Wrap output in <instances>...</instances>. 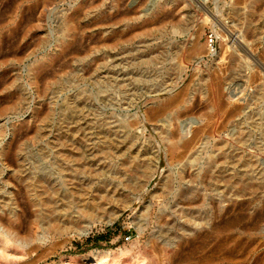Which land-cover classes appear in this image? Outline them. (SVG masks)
Instances as JSON below:
<instances>
[{"label":"rangeland","instance_id":"374dc122","mask_svg":"<svg viewBox=\"0 0 264 264\" xmlns=\"http://www.w3.org/2000/svg\"><path fill=\"white\" fill-rule=\"evenodd\" d=\"M263 210L264 0H0V264H264Z\"/></svg>","mask_w":264,"mask_h":264},{"label":"bare ground","instance_id":"6f19581e","mask_svg":"<svg viewBox=\"0 0 264 264\" xmlns=\"http://www.w3.org/2000/svg\"><path fill=\"white\" fill-rule=\"evenodd\" d=\"M190 53V52H189ZM215 96V95H214ZM241 111V110H240ZM234 113V112H233ZM219 119V118H218ZM185 135V134H184ZM194 139V138H193ZM193 139H190V140H188V141H185V142H183L181 145H180V149H182V150H184L185 152L187 151V150H189V149H191L192 148V145H193V143H192V140ZM176 149V147H173L172 148V150H175ZM250 161V160H249ZM251 162V161H250ZM250 162H248V164L250 163ZM253 163V162H252ZM252 163H250V164H252ZM247 164V161H246V163H245V166L246 165H248ZM253 165V164H252ZM141 169H143L142 171L143 172H149L148 170H149V167H148V165H143V167L141 168ZM212 170V169H211ZM227 171V170H226ZM37 187H39L38 185H36ZM166 186V185H165ZM250 189L251 190H258V186L257 185H252L251 187H250ZM254 192V191H253ZM42 194V192H40V193H38V192H35V196H37V200H41V198L42 197H40V196H42L41 195ZM254 199V198H253ZM255 202V201H254ZM252 200H250L249 201V204L250 205H252V203H254ZM68 205V204H67ZM70 205V204H69ZM72 205V204H71ZM83 208H84V205L82 206ZM68 208V207H67ZM57 209V208H56ZM55 210V209H54ZM62 210H64V209H62ZM66 210V209H65ZM90 210H91V208H90ZM61 211V210H60ZM56 212V211H55ZM82 212V211H81ZM93 212V211H92ZM91 212V213H92ZM96 212H97V210H96ZM89 214V213H88ZM92 215V214H91ZM94 215H95V213H94ZM256 216V221H254L253 223H251V224H249V225H247L245 228H241V229H243V230H249V231H255L256 229H258V227H259V225L261 224V222L262 221H264V210L262 211V212H260V213H258L257 215H255ZM56 218H58V215H57V217ZM59 220V221H58ZM56 222H58L57 223V225L55 226L56 227V229H58L59 231H63L64 229H65V227L68 225V223H70V219L67 217V219H64V220H61V219H58ZM54 222H55V220H54ZM55 222V223H56ZM239 220L237 219V218H232V219H230V221H228V225H227V227L229 228V229H236V230H240V228H238L239 226ZM260 223V224H259ZM65 226V227H64ZM227 252V251H226ZM244 253V252H243ZM177 261V260H176ZM94 262V261H93Z\"/></svg>","mask_w":264,"mask_h":264}]
</instances>
